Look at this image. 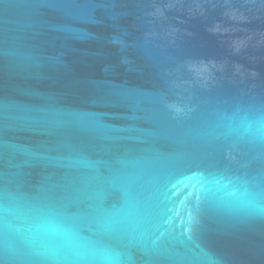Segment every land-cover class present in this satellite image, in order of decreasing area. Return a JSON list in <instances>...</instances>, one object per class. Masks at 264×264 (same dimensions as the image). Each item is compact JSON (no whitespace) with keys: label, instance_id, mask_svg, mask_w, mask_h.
Returning a JSON list of instances; mask_svg holds the SVG:
<instances>
[{"label":"water","instance_id":"obj_1","mask_svg":"<svg viewBox=\"0 0 264 264\" xmlns=\"http://www.w3.org/2000/svg\"><path fill=\"white\" fill-rule=\"evenodd\" d=\"M259 124L264 0H0V264H264Z\"/></svg>","mask_w":264,"mask_h":264},{"label":"clouds","instance_id":"obj_2","mask_svg":"<svg viewBox=\"0 0 264 264\" xmlns=\"http://www.w3.org/2000/svg\"><path fill=\"white\" fill-rule=\"evenodd\" d=\"M256 131L264 134V124H259ZM240 204L249 215L264 217V203H260L253 196L242 193ZM27 240L32 246L33 254L48 264H89L90 261H95L96 264H112V257L106 251L87 249L70 229L62 228L48 218L28 229Z\"/></svg>","mask_w":264,"mask_h":264}]
</instances>
